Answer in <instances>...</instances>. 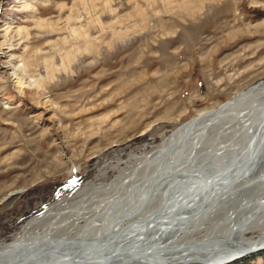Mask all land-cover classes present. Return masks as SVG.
<instances>
[{"label": "rangeland", "instance_id": "rangeland-1", "mask_svg": "<svg viewBox=\"0 0 264 264\" xmlns=\"http://www.w3.org/2000/svg\"><path fill=\"white\" fill-rule=\"evenodd\" d=\"M29 1L0 0V85L14 97L0 101V243L264 81V0ZM22 63L39 86L19 84ZM261 249L227 264H264Z\"/></svg>", "mask_w": 264, "mask_h": 264}, {"label": "bare ground", "instance_id": "bare-ground-1", "mask_svg": "<svg viewBox=\"0 0 264 264\" xmlns=\"http://www.w3.org/2000/svg\"><path fill=\"white\" fill-rule=\"evenodd\" d=\"M41 56L50 75L57 67ZM32 66L19 68L27 89L42 81ZM111 169L109 182L101 170L0 243V264H227L264 249V81Z\"/></svg>", "mask_w": 264, "mask_h": 264}]
</instances>
